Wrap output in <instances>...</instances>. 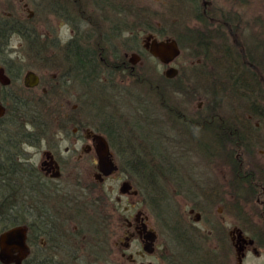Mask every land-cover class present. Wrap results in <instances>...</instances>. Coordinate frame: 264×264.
I'll return each mask as SVG.
<instances>
[{
    "label": "rangeland",
    "instance_id": "obj_1",
    "mask_svg": "<svg viewBox=\"0 0 264 264\" xmlns=\"http://www.w3.org/2000/svg\"><path fill=\"white\" fill-rule=\"evenodd\" d=\"M27 1L36 10L30 23L39 24L37 30L40 34L48 32L51 35L42 37L41 42L53 44L59 36L57 32L67 34V29L58 28V24L54 23V0H0V10L6 8L21 14ZM122 1L123 6L135 11L140 21L134 25L137 47L142 49V38L147 33L145 30L165 37H184L181 56L170 64L180 72L172 78L167 77L165 72L169 65L162 64L147 53L140 60L138 68L148 70L150 76H122L116 84L110 83L112 80L107 78L109 88L106 87V91L96 81L90 80V89L95 84L97 86L90 90V99L87 98L89 114L84 113L87 108L83 97L88 95L84 84L79 83L81 81L78 79L71 81L72 86L63 87V103L70 110L77 104L78 114H81L83 121L93 127L105 128L115 135V159L119 165V169L107 177L102 186L87 190L88 195L83 196L81 204L77 200V186H74L75 224L86 223L88 214L84 216L83 211L88 209L90 230H104L105 242L99 248L94 247L93 255L90 254V260L93 261H106L105 264L205 262L207 256L204 253L210 250V245L208 242L204 246L200 242L199 227L210 238L207 231L211 228L212 217L216 219L218 210L212 204L217 190L216 178H227V169H223L222 163L215 162L219 158L204 151L207 145H211L212 135L215 134L205 124H215L219 128L229 122L230 125L243 123L246 116H253L248 111L247 103L256 102H248L239 95L232 88L233 81L229 73L224 71L226 61L227 67H230L228 63L231 62L234 69L237 54L244 55L248 65V51L259 55L258 64L254 61L256 65L250 64V70L260 78L263 90L261 96L264 98V59L261 57L264 52V0ZM22 16L28 17V12L25 11ZM143 21L151 22V27L140 25ZM30 42V36L29 40L24 41L17 35L12 37V60L9 63L18 80L9 88L11 96L17 92L18 85L23 84L27 70H58L55 61L26 59L24 54L37 51L36 42ZM93 68H100L98 62ZM233 69L230 68L229 72L233 73ZM249 80L252 81V78ZM246 92L248 95L249 91ZM36 93V90L21 92L31 96ZM252 94L250 92L249 100H257V104L264 105L260 93L254 91ZM170 110L173 113L179 111L180 116L189 122L193 119L197 124L193 123L192 129L180 118H169ZM19 113L17 109V115ZM7 117H10L9 113ZM215 118L218 120L213 121ZM253 119L248 122H253V145L256 144L260 152L264 146H260L264 137V119ZM52 132L57 131L53 129ZM122 134H127V142L122 141ZM142 143L145 146L148 144V148H152V144L159 147L153 150L155 153L149 154L152 155L149 156L152 160L150 163L156 166L154 172L151 166L142 168L138 163L148 160V153ZM132 148L139 150V153L132 155ZM145 174L151 175V181L145 178ZM124 180L131 181L139 193L122 194L120 187ZM191 208H196L195 212H202L204 218L200 222L197 221L196 213H191ZM140 210L145 212L150 226L159 235L158 247L155 254L143 255L140 253L144 251L141 243L133 242L128 251L136 258V262L132 263L121 257V242L128 227L127 218L133 219ZM4 225L5 220L0 218V232Z\"/></svg>",
    "mask_w": 264,
    "mask_h": 264
},
{
    "label": "flooded vegetation",
    "instance_id": "obj_2",
    "mask_svg": "<svg viewBox=\"0 0 264 264\" xmlns=\"http://www.w3.org/2000/svg\"><path fill=\"white\" fill-rule=\"evenodd\" d=\"M23 7L21 14L6 8L0 10V68L11 80L10 84L0 80V103L7 107L6 114L11 109L9 88L18 80L9 63L14 35L24 41L29 40L27 35L35 34L37 51L26 53L24 57L55 61L58 70L29 69L38 76V85L29 87L25 72L23 84H19L17 94L14 93L13 97L19 101L33 100L40 116L26 118L23 109L19 108V115L16 111L12 117L0 118V172H5L0 179V206L4 211L0 218L5 220L0 234L16 226H20L25 234L19 249L5 259L0 255V264H105L106 261L90 260L94 247H101L106 237L101 228L90 230L88 209L83 211L84 216L88 214L86 223L75 224L74 186H77L80 204L89 188L102 186L107 177L99 169L96 137L98 134L106 137L116 161L115 135L83 121L77 104L70 110L63 103L62 89L79 79L88 94L83 99L87 108L84 113L89 114L90 105L86 104L91 90L89 59L93 58L100 65L99 69H94V81L106 91V87L109 88L107 78L116 84L122 76L132 78L139 74L140 60L150 53L147 47L151 44L150 38H160V35L145 30L142 49L137 47L134 25L140 21L134 10L123 6L122 0H54V23L68 32L66 35L57 32L59 36L55 43H45L41 38L51 35L48 32L40 34L39 24L30 23L36 10L29 1ZM25 11L28 17L22 16ZM142 24L149 28L152 25L149 21ZM135 60L138 62L134 63ZM22 90H36L37 93L34 96L21 94ZM168 112L170 118L173 112ZM173 114L180 116L179 111ZM244 119L236 127L230 126L229 122L232 131L227 137L220 138L215 133L211 145L204 148L206 153L219 158L215 162L222 163L223 169H227V178H216L217 190L212 204L218 210L207 231L210 238L199 227L200 242L204 246L209 242L210 250L204 253L206 261L198 263L196 260L198 264H264V159H261L264 157V137L259 152L257 145H253L255 137L251 135L254 132H246L251 128L246 125L247 121L254 119L251 116ZM256 125L259 126V122ZM51 128L57 132H52ZM120 136L127 142V134ZM191 209L196 211V208ZM196 216L199 222L204 218L200 211ZM127 223L121 257L134 263V254H128L132 243H141L144 250V245L151 241L146 236L155 229L143 214L127 218ZM158 239L159 235L151 255L157 251ZM140 253L149 254L145 250Z\"/></svg>",
    "mask_w": 264,
    "mask_h": 264
},
{
    "label": "trees",
    "instance_id": "obj_3",
    "mask_svg": "<svg viewBox=\"0 0 264 264\" xmlns=\"http://www.w3.org/2000/svg\"><path fill=\"white\" fill-rule=\"evenodd\" d=\"M225 16V15H224ZM223 19H228V18H225V17H223ZM30 36V40L32 41V42H36V37H35V35L34 34H30V35H27V37H29ZM33 36V37H32ZM179 40L181 41V43L183 44V41L182 40H184V37L183 38H180L179 37ZM264 53V52H263ZM263 53L261 54V57H263V59H264V55H263ZM237 55H238V57H237ZM237 55H235V58H237V61H236V63H235V65H234V69H233V67H231V62L230 63H228L229 65H230V67H227V62L228 61H226V66H225V72H228L229 73V76L231 77V79H232V81H233V84H232V88L239 94V95H241L246 101H248V102H256V103H247L248 104V106H247V108H248V111H249V113L251 114V115H253V116H251V117H260L261 119H264V105H260L259 103L257 104V100H249V98H250V92H251V94L254 92V91H256V92H258V93H260V96L262 95V93H263V90H262V88H261V83L259 82V80H260V78L258 77V75L256 74V73H254V71H252V70H250L251 68H250V64H252V65H256L255 63H254V61H256V63L258 64V60H259V55H253V54H251L250 53V51H248V53L246 54V55H248V58H249V60H248V63H249V65L247 64V62L245 61V57H244V55H241V54H237ZM90 60V62H89V67H90V78L92 79V80H94V78L96 77V74H95V72H94V68H93V66L97 63L96 62V60H94L93 58H90L89 59ZM242 60V61H241ZM63 62V61H62ZM76 64H81L79 61H74ZM244 62V63H243ZM63 63H65V64H67V61L65 62H63ZM264 65V64H263ZM93 68V69H92ZM230 68H232L233 69V73L232 72H229L230 71ZM232 73V74H231ZM245 76H248V77H250V78H252V81H250L249 79H246V77ZM254 84V85H253ZM246 91H249V94L247 95V94H245V93H247ZM253 95V94H252ZM18 100V101H16V100ZM261 99L264 101V98L261 96ZM20 99H17L16 97H10L9 98V102H10V105H11V109L9 110V115H10V117H12L11 115L13 114V115H15V113H16V111H17V109H19V108H21V109H23V111H24V113H25V115H28V117H38V116H40V111H38L37 110V106H36V103H34L33 102V100H30V99H25V100H22V101H19ZM260 102V101H259ZM17 103H19V105H17ZM17 106V107H16ZM15 107H16V109H15ZM248 116H246L245 118H247ZM182 120H184L186 123H187V126L188 127H190V128H192L193 127V123H196L197 124V122L196 121H194L193 119L191 120V122H189L188 120H186V118L185 117H183V116H181L180 117ZM248 122V121H247ZM252 124L253 123H250V122H248V124L246 123V125L247 126H252ZM239 125V123H235L234 124V127H236V126H238ZM245 125V126H246ZM138 126H142V125H140V124H138ZM210 126H212V125H210V124H208V123H206L205 124V127L210 131V132H215V133H217L219 136H220V138L222 137V138H225V137H227V135L232 131L230 128H229V124H222L219 128H217V129H215V128H212V127H210ZM231 126V125H230ZM193 129V128H192ZM234 131V133H238L235 129L233 130ZM246 132H248V133H251V132H254V130L252 129V128H248V129H246ZM229 138V137H228ZM150 141H147V143H149ZM142 145L143 146H145V144L144 143H142ZM152 146V148L151 147H149L148 148V144H146V146H145V151L148 153L147 154V156H148V160L146 159V160H144V161H140V162H138L139 164H141L142 166V168L143 167H145V168H147V167H149V166H151L152 167V170H153V172H154V169H155V167H154V165L152 164V163H150V161H152V160H150L149 159V156H152V155H149V154H152V153H155V151H153V150H156V149H158L159 147H157L156 145H154V144H152L151 145ZM148 150H149V152H148ZM131 151H132V155L133 154H135V153H139V150H136L135 148H132L131 149ZM0 171H2V169H0ZM137 172H138V170H136ZM140 172V171H139ZM0 173H2V175H0V179H3V174L5 173V172H0ZM151 175L149 174H145V178L147 179V180H150L151 181V177H150ZM0 213H4V211H3V207L2 206H0Z\"/></svg>",
    "mask_w": 264,
    "mask_h": 264
},
{
    "label": "water",
    "instance_id": "obj_4",
    "mask_svg": "<svg viewBox=\"0 0 264 264\" xmlns=\"http://www.w3.org/2000/svg\"><path fill=\"white\" fill-rule=\"evenodd\" d=\"M150 52L158 57L161 61L164 63H170L174 59H176L180 53L181 48L179 45V42L175 38L168 37L166 39H156L154 38L151 41V44L149 45ZM178 72V69L176 67H170L166 74L170 77L176 75ZM30 77V82L28 81ZM0 80L4 84L10 83V78L4 73V69L0 68ZM27 84L29 86H34L38 84V77L33 72H29L26 78ZM6 107L0 103V117L5 115L6 113ZM96 140L98 142L97 145V152L99 156V162H100V171L105 174L109 175L113 173L117 169V165L114 163L112 157L110 148L108 145V142L103 136H97ZM132 188V185L129 181L123 182L121 186V191L126 193L129 192ZM132 192L137 193V190H133ZM24 235L22 233V228L20 226L13 227L7 231H4L0 235V246H1V257L2 259H5L6 257L10 256L11 253L14 250H17L20 248L21 243L24 240ZM152 240L156 238V234L152 233L149 236ZM146 250L149 252H152L153 249L150 247V245L145 246Z\"/></svg>",
    "mask_w": 264,
    "mask_h": 264
}]
</instances>
